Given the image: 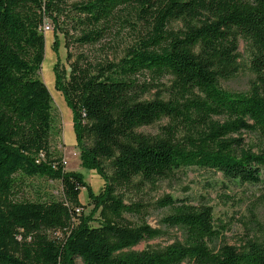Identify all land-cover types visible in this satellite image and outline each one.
Masks as SVG:
<instances>
[{"label":"trees","instance_id":"1","mask_svg":"<svg viewBox=\"0 0 264 264\" xmlns=\"http://www.w3.org/2000/svg\"><path fill=\"white\" fill-rule=\"evenodd\" d=\"M60 7L55 0H0V264H75L76 258L84 264H264V240L246 249L213 244L220 231L206 205L190 206L171 196L159 200V207L172 210L164 222L182 228L186 238L159 249H135L158 230L144 222L122 223L125 214L146 212L131 196H142L147 185L182 168L214 170L232 182H260L264 0H93L67 12ZM126 11L145 32L119 62L92 64L81 54L65 80L55 68L56 86L72 109L82 166L104 179L96 195L82 173L65 170L52 145L53 97L38 76L46 51L40 28L52 17L66 40L74 30L78 45H95L111 35ZM124 21L137 30L136 23ZM175 21L181 27H173ZM240 38L252 47L260 83L249 93L220 85L237 72ZM57 45L55 39L56 50ZM166 77L172 79L168 98L143 100ZM164 119L160 134L138 131ZM244 133L259 142L255 151L246 146ZM105 160H111V173ZM36 176L59 180L64 198L21 196L25 179ZM82 188L96 203L94 210L104 209L98 225L94 210L77 215ZM51 230L67 234L59 240L49 236Z\"/></svg>","mask_w":264,"mask_h":264},{"label":"rangeland","instance_id":"2","mask_svg":"<svg viewBox=\"0 0 264 264\" xmlns=\"http://www.w3.org/2000/svg\"><path fill=\"white\" fill-rule=\"evenodd\" d=\"M93 0H55V8L59 5L65 12L71 10L74 4L86 3ZM124 20H131L136 23L137 30L131 29V24ZM46 22L50 23L51 30L45 34L46 51L43 64L38 71V76L48 86L53 97V115L56 134L53 137L52 145L61 153L65 170L70 172H80L96 195L103 191L104 179L96 170L86 169L82 166L80 148L76 140V133L73 124V113L64 95L56 86V65L62 79H68L71 63L81 54L92 64L98 61L119 62L130 50L134 48L139 38L144 34L145 27L142 22L136 20L135 15L128 11L122 12L120 19L114 21V30L105 40L95 45H78L74 39L78 33L74 30L66 40L59 30H56L52 17H47ZM123 25L127 27L120 33H115ZM175 28L181 27V23H172ZM58 39L57 50L54 48V41ZM70 44L67 47L66 44ZM56 45V44H55ZM69 54L71 57H69ZM237 57V72L230 78L220 79L221 87L229 92L249 93L254 88L259 87L257 73L252 65V47L242 38L239 42ZM171 77L162 79L158 84L149 90L143 100L153 99L155 96L168 98L167 88L171 84ZM168 123V120L155 122L149 126L139 128L138 131L156 135L161 133V126ZM246 146L256 150L259 143L254 136L247 133L242 134ZM104 166L107 173H111V160H105ZM21 196L30 200L38 199H63V189L61 182L47 176H36L26 178L22 185ZM132 195V194H131ZM130 196V195H129ZM165 196L182 199L187 205H206L213 211L215 226L220 231V236L214 241V245L219 247L223 244H230L237 249H246L250 242H261L264 240V167L260 172V182L256 184L232 182L225 179L221 173L214 170L189 167L182 168L175 172L172 177L159 180L154 185H147L142 196L133 195V200L142 201L146 212L142 216H132L125 214L122 223L129 227H137L142 222L159 231L157 237L145 239L136 247V250L145 248H163L172 243H185L186 238L182 228L171 227L164 222L172 210L162 208L157 202ZM142 197V198H141ZM82 207L77 215L87 216L96 205L89 197L87 188H82L80 193ZM97 206V205H96ZM103 207H97L93 212V225L100 222V214ZM109 217V213L105 212ZM78 220V219H77ZM51 238L63 240L66 231L48 232ZM75 264H84L80 258H76ZM183 264H187L184 262Z\"/></svg>","mask_w":264,"mask_h":264},{"label":"built area","instance_id":"3","mask_svg":"<svg viewBox=\"0 0 264 264\" xmlns=\"http://www.w3.org/2000/svg\"><path fill=\"white\" fill-rule=\"evenodd\" d=\"M50 30H51V25L48 22H45L40 28V32H42L44 35ZM76 212L79 213L80 212V208H77Z\"/></svg>","mask_w":264,"mask_h":264}]
</instances>
